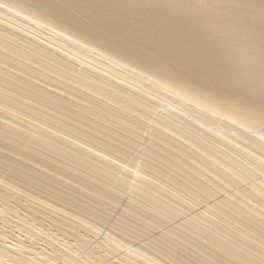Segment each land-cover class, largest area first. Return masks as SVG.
<instances>
[{"label":"bare ground","instance_id":"1","mask_svg":"<svg viewBox=\"0 0 264 264\" xmlns=\"http://www.w3.org/2000/svg\"><path fill=\"white\" fill-rule=\"evenodd\" d=\"M102 138L144 150L137 157ZM157 142L184 158L179 170L195 188L234 199L227 223L242 232L229 240L197 225L210 245L231 255L229 264H264L255 256L264 248L251 244L264 246V213L249 210L252 203L264 212V0H0V165L83 214L53 206L62 218L54 227L72 242L37 232L47 220L32 203L42 200L0 177V264H165L155 242L124 226L141 219L152 230L160 224L152 210L174 211L161 193L170 191L164 174L178 171L177 158ZM246 165L252 184L237 172ZM125 167L137 181H125ZM52 171L65 173L70 192L87 185V195L59 200L48 182L65 184ZM115 211L120 217L102 233ZM183 260L205 264L195 254Z\"/></svg>","mask_w":264,"mask_h":264},{"label":"rangeland","instance_id":"2","mask_svg":"<svg viewBox=\"0 0 264 264\" xmlns=\"http://www.w3.org/2000/svg\"><path fill=\"white\" fill-rule=\"evenodd\" d=\"M102 140H103V143L107 145H114L113 148H115L116 150L118 151L122 150L131 155H133L134 153L137 154L135 152L137 147L139 148V152H142L144 150V146L141 144L134 145L129 142L126 144H121L120 142L118 144H115L114 142H112L111 140H107L106 138H102ZM153 146L157 149L163 150L165 155H167L168 157L169 155H171L177 158L176 159V162H177L176 169L178 171L175 170L174 173L170 171H166L164 174V179L167 180L165 188L169 189L170 191L161 193V197H162L161 202L164 204H167L172 210H174V211H171V210L170 211L176 214L178 217H175L172 213L166 212L163 210H159V209L152 210L156 218L160 222V224L154 223L155 228L152 229L153 231L151 230L150 225H148L149 223H151L150 221H143L141 219H138V221L133 220L129 224L124 225L126 227L125 233H128V234L133 233L135 236H144V237L147 236L149 239L155 242V244H153V247L156 250H158L162 255L165 256L164 258L165 264H189L190 263L189 261H186V263H184L183 258H189L191 257V255H194V254L196 256H201L204 259L205 264L207 262H208L207 264H229L230 261H233V258H230L231 255L229 254L227 255L226 253H224L222 250H220L217 247V245H210L212 242L211 238H206L203 235V232H200L197 229V227L200 226L204 229H208L212 231L216 235L218 234L222 237L232 240V237H235V234H239L240 232H242L237 227H235L234 224L231 223L232 225H230L229 223H227V222H230L228 221V219L232 217L233 212L236 210V203L234 202V199L233 201L231 200L232 202L230 203L226 202L222 198L213 199L214 197L220 194H216V193L210 194L209 192L207 194L206 193L207 189L203 188L205 190L204 192L202 190V187L195 188L194 185L190 184V181L192 179H187V175L179 170V164L184 158H182L181 156L174 155V154H177V155L179 154L169 149L168 147L164 146L161 143H158V142L154 143ZM225 151L226 153H229L226 149ZM2 152L5 153L6 149H2ZM236 155L239 156L240 153L237 151L236 154H233V153L228 154V156H230L233 159H236L235 158ZM137 157H140V155L137 154ZM244 158H246V156H244ZM23 159L25 161H28L30 158L25 156ZM229 160L230 158H227L226 160L225 158H223L224 164L228 166V168L231 166V161ZM2 162L3 160H0V164L4 165ZM151 162L152 163L148 162L149 166L152 167L153 169L156 168V170H151V171L158 173L159 172L158 167L160 165L154 161H151ZM91 163L96 164L98 169L102 170L105 173H112V174L117 175L116 172L110 170V168L105 166V161L95 159V161H91ZM9 164L12 165L14 163L9 162ZM1 165H0V177L7 178L8 180H11V181L13 180L17 184L16 185L17 187L23 190H30L33 193L35 199L42 200L40 205H37L34 203L32 204L33 206H35V208L39 212L42 213L43 217L47 220V222L41 226L34 225L35 230L38 232L42 229H45L48 235L50 233H55V234H58V237L63 239L64 241L68 243L72 242V240L75 239L73 236L67 233H64V231H62L58 226L54 227L55 224L58 225L54 221L55 218H58V219H62V218L58 214V211L55 208H53V206L62 207L66 210H72L74 213L82 214V211H81L82 208H80L81 206H75V207L68 206L64 203H59L57 199L51 198V196H47L46 193L34 191L32 188H29L24 184L23 178H20L18 176H12V178H10L8 174L2 169ZM125 169L126 170L125 171L123 170V171L126 175V177H124L126 182H129V181L134 182V180L135 181L138 180L136 179L135 176L130 175L131 173L127 174V171L130 170L129 167L128 168L125 167ZM121 170L122 169H120V175H123L121 173ZM245 170L246 171L243 172L242 170L237 169V172L241 175H246L247 180L250 181L249 184H252L253 179L246 173L249 172L250 174H253V175H255V173L249 165H246ZM131 171L133 172V170ZM50 173L55 176L63 177L61 183L65 184V179H66L65 173L58 174L55 171H52ZM30 180L33 181L31 184L34 188L46 190L44 188L45 186L41 183L39 179H30ZM48 184L50 186L51 185L54 186L55 188L54 193L56 194L59 200L64 199L65 197L67 200H69L72 196L76 198H82L83 196L85 197L88 193L87 185L82 187L83 188L82 193H76L73 191L72 192L68 191L66 189L67 188L66 184L65 185H61L60 183L51 184V182H48ZM56 184H59V185H56ZM40 185L44 187H41ZM229 185L232 188H237L235 183H229ZM210 186L211 188L216 189L217 192L221 194L225 193V190H227L225 187H223L219 183L218 185H216V183H213V184H210ZM149 192H153V191H149ZM67 193H69L71 196ZM151 194L154 195V197H156L155 192ZM229 195H230V192H228L224 196L227 199ZM237 200H239L240 202L242 201L241 199H237ZM21 203L24 204L26 203V201L23 199ZM146 205L147 203L145 204V206ZM190 206L195 209L192 210ZM23 209L24 208L21 205L20 210L22 213H24ZM249 210H253V211L256 210L257 212L260 211L261 213H264L261 209L254 208L252 203H249ZM119 214H120L119 211H115L112 213V216L109 217L107 220L108 224L103 225L102 233H107L112 229L113 224H111V222L115 223L120 217ZM181 214L183 217H187L190 220H192L193 224L189 225L187 222L182 221L180 218ZM217 223H221L223 224V226ZM241 225H244L247 231L249 230V231L255 232L256 234H262V232L256 227V225L249 224L247 222H241ZM103 242H104L103 239L99 238L98 243H101L105 246ZM251 244L255 247L260 246L264 248V246L260 245L261 242H253ZM169 246H173V252L171 253H169L168 250L166 249V247L168 248ZM240 246L245 251H249L251 253L254 252V250L252 249V246L244 241L240 243ZM117 255H118V252H117ZM117 255L114 253H110L109 257H117ZM255 256L264 260V254L255 253ZM197 264H203V263L198 262ZM236 264H243V262L239 263V261H236Z\"/></svg>","mask_w":264,"mask_h":264}]
</instances>
